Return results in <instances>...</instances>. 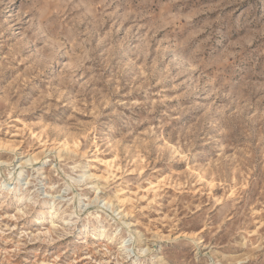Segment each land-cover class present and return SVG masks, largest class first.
Masks as SVG:
<instances>
[{"label":"rangeland","instance_id":"obj_1","mask_svg":"<svg viewBox=\"0 0 264 264\" xmlns=\"http://www.w3.org/2000/svg\"><path fill=\"white\" fill-rule=\"evenodd\" d=\"M0 264H264V0H0Z\"/></svg>","mask_w":264,"mask_h":264}]
</instances>
